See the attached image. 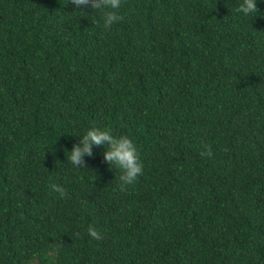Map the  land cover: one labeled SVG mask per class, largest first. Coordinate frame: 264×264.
<instances>
[{
    "label": "trees",
    "instance_id": "16d2710c",
    "mask_svg": "<svg viewBox=\"0 0 264 264\" xmlns=\"http://www.w3.org/2000/svg\"><path fill=\"white\" fill-rule=\"evenodd\" d=\"M235 2L121 0L105 28L0 0V264H264V0ZM94 125L137 144L133 184L102 146L67 160Z\"/></svg>",
    "mask_w": 264,
    "mask_h": 264
},
{
    "label": "clouds",
    "instance_id": "9594fccd",
    "mask_svg": "<svg viewBox=\"0 0 264 264\" xmlns=\"http://www.w3.org/2000/svg\"><path fill=\"white\" fill-rule=\"evenodd\" d=\"M72 5L83 13L84 6L91 8L102 20L103 26L108 28L116 23L120 16L118 10L121 0H71ZM257 0H236L233 11L241 17H255L258 13ZM78 137V142L73 143L70 149L62 150L67 153V160L76 168L86 167L85 157L93 155L94 146H102L103 161L112 169L120 170L121 187L133 184L143 172V161L140 158L139 149L135 141L126 134L115 135L110 127L90 126L84 129ZM52 188L65 195V189L53 184ZM89 233L98 237L99 233L93 226H89Z\"/></svg>",
    "mask_w": 264,
    "mask_h": 264
}]
</instances>
